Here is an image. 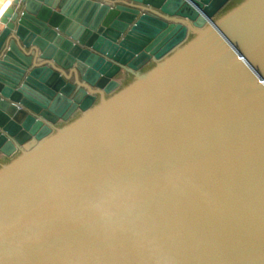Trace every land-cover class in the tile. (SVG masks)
<instances>
[{
	"label": "water",
	"instance_id": "obj_1",
	"mask_svg": "<svg viewBox=\"0 0 264 264\" xmlns=\"http://www.w3.org/2000/svg\"><path fill=\"white\" fill-rule=\"evenodd\" d=\"M0 264H264V0H5Z\"/></svg>",
	"mask_w": 264,
	"mask_h": 264
},
{
	"label": "crops",
	"instance_id": "obj_2",
	"mask_svg": "<svg viewBox=\"0 0 264 264\" xmlns=\"http://www.w3.org/2000/svg\"><path fill=\"white\" fill-rule=\"evenodd\" d=\"M5 0H0V5L4 4Z\"/></svg>",
	"mask_w": 264,
	"mask_h": 264
}]
</instances>
